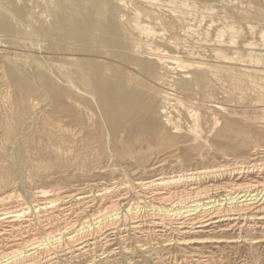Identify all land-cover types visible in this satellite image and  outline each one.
<instances>
[{
    "label": "rangeland",
    "instance_id": "374dc122",
    "mask_svg": "<svg viewBox=\"0 0 264 264\" xmlns=\"http://www.w3.org/2000/svg\"><path fill=\"white\" fill-rule=\"evenodd\" d=\"M31 1L0 0V197L13 195L0 202V209L13 210L30 206L35 200L42 201L45 204L41 206L48 208L40 212H34L38 207L31 208L32 214L57 219L63 212L61 207L83 209L87 199H79L81 195L96 197L95 206L99 207L97 194L103 193L104 188H111L107 196L112 199L127 190L136 198L138 189L134 188L131 173L140 165L159 162L163 165L157 172L171 175L181 169L225 164L228 158L241 159L264 149V100L256 87L260 79L245 71L257 67L241 60L250 56L246 44L258 41V34L251 33L249 27L264 31V0H176L184 3V11L174 14L169 0H157V3L126 0V10L115 7L111 0L113 6L94 18L73 13L71 2L59 7L57 0H51L50 5L41 4L35 10ZM95 1L99 0H82V3L89 10ZM147 13L153 18L156 15L157 22L150 17L144 20ZM120 16L125 18L122 22ZM94 22L100 26L91 29L89 25ZM226 24L242 28L233 43L235 46L227 42L229 35L224 37L227 45L202 43L215 38L216 28ZM186 31H190L188 37ZM205 35L208 36L204 38ZM215 51L224 58L216 56ZM159 55L169 66L160 64ZM196 65L202 67L210 80L208 86L192 84L197 76ZM121 87L130 97L136 96L140 107L129 103L126 105L129 112L125 114L117 109ZM77 90L87 95L84 97ZM151 96L156 107L153 118L143 111ZM105 103L110 107L104 106ZM162 106H166L172 124H165L158 113ZM226 124L231 128L223 134ZM164 128L171 137L165 140L155 137ZM96 181L101 183L88 185ZM38 189L48 190L50 196L35 197L33 192ZM216 196L221 195L215 193L213 199ZM58 199L62 200L57 201L58 205L49 207V200ZM119 209L125 213L123 207ZM3 225L0 224V229ZM41 225L37 221V227L44 232ZM123 234L126 236L117 238L103 256L85 255L77 258L75 264H109L107 260L112 258L117 259L111 264H195L187 256L193 245L165 246L164 242L158 244L131 231ZM243 243L230 247L218 244L222 248L214 249L213 263L264 264V242ZM114 247L119 252L108 255L106 251ZM125 248H130L131 253Z\"/></svg>",
    "mask_w": 264,
    "mask_h": 264
},
{
    "label": "bare ground",
    "instance_id": "6f19581e",
    "mask_svg": "<svg viewBox=\"0 0 264 264\" xmlns=\"http://www.w3.org/2000/svg\"><path fill=\"white\" fill-rule=\"evenodd\" d=\"M50 1L51 0H43L42 2H40V0H33V1H31L33 3L32 8L33 9L38 8V6H40L41 4L47 5L50 3ZM92 1H94V0H92ZM113 1H114L115 7L119 8V9H125L126 10L128 7L126 4V0L125 1L124 0H113ZM150 1H152V0H150ZM153 1L155 2V0H153ZM169 1H170V3H172L170 5V3L168 2V4L170 5V10L174 11L173 14L175 12L177 13L178 11L179 12L184 11V10L182 11V9H184V3H179L176 0H169ZM68 2H71L70 5L73 6V9H72L73 13H77V15H79L81 17L84 16V18H85V16L90 17V18H92V17L94 18L97 14H100L105 9L111 8L113 6L111 0L110 1L109 0H104V1L99 0V1L92 2L93 3L92 4L93 10L90 7L88 10V7L84 6V4L82 3V0H57V4H59V7L60 6L64 7ZM195 2H197V1H195ZM156 3H157V0H156ZM8 7H9V5H8ZM137 9H138V7H137ZM7 10H9V9H7ZM35 10H37V9H35ZM166 10H169V9H166ZM50 11H52V10H50ZM171 11H169V12H171ZM145 12H146V9H145ZM153 12H154V10H153ZM210 12H211V10H210ZM143 13H144V11H143ZM53 14H54V12H53ZM139 14H140V12H139ZM153 14H155V13H153ZM133 15H135V14H133ZM147 15H148V13H147ZM190 15H189V17H190ZM154 16H155L154 18L150 17L149 15L145 16L144 20H145V18L147 19V17L153 18L155 20L156 15H154ZM123 17L122 16L119 17L121 22L125 19V18L123 19ZM141 17H143V15ZM204 17L205 16H203V19H204ZM138 18H139V16H138ZM18 19H20V18H18ZM120 20H118V21H120ZM129 20H131V19H129ZM154 20H153V22H154ZM125 22H126V20H125ZM155 22H157V20H155ZM194 22L195 21H193V23ZM127 23L129 24V22H127ZM217 23H219V22H217ZM131 24H133V23H131ZM210 24L211 23H209V25ZM212 24H213V22H212ZM212 24H211V26H212ZM55 25H57V24H55ZM98 25L99 24L94 22L93 24H90L89 26H91V29H92ZM247 25H249V24H247ZM124 26L122 25V27H124ZM156 26H158V24ZM120 28L121 27H119V29ZM148 28H150V27H148ZM84 29H79V30H84ZM190 29H194V28H190ZM196 29H198V28H196ZM208 29L210 30L211 27L210 28L207 27V30ZM249 29H250L251 33H257L258 34V41L256 43L255 42H248L246 44L247 50H248V52H250V56L248 57V59H241V60L248 62L249 65L253 64L257 67V68H250L251 70L246 69L245 71L251 76L254 75L255 76L254 79H256V78L260 79L259 82H256L257 83L256 87H258L260 89L259 96L264 100V31H256V28H254V27H249ZM134 30H135V28H134ZM207 30H205L206 34L208 33ZM240 30L238 28H236L233 24H226L224 26L217 27L216 28L217 33H216L215 38H212L209 40L203 39L204 41L202 43H205L208 45H214V46L215 45L216 46L217 45H223L225 43L224 37L226 35H229L230 40L227 42L233 44L235 42V39H237L236 37L240 36V33H241ZM145 31H146V29H145ZM145 31L143 30V32H145ZM189 32L190 31H186V36L188 35ZM184 34H185V32H184ZM197 34H198V32H197ZM210 34L208 33V35H210ZM129 35H131V34H129ZM208 35H205L204 38H206V36H208ZM207 38H209V37H207ZM192 42H193V40H192ZM196 42H197V40H196ZM137 43H138V41H137ZM142 44H143V42H142ZM189 44H190V42H189ZM234 44L232 46H235ZM236 44H237V41H236ZM225 45H227V44L225 43ZM79 48H80V46H79ZM142 48H143V46H142ZM79 50H81V49H79ZM216 51H215V53H216ZM236 51H238V50H236ZM129 53H131V52H129ZM187 53H189V55L194 54L193 52H187ZM216 56H218L219 58L220 57L224 58V55L219 54V52L216 53ZM195 57H198V56L195 55ZM163 58H164L163 56L159 55L158 59L160 61V64L162 63V66H166V67L169 66V64L166 63L167 61H164ZM171 62H175V61L172 60ZM176 63H178V62H176ZM184 66L186 67V65L183 64V67ZM107 68H109V67H107ZM136 68H138V67H136ZM188 68H189V66H188ZM195 68L197 70V76L192 81V84H195V85L197 84L200 87L208 86L210 84V80H208L207 77L204 75L202 67L200 65H196ZM107 71H108V69H107ZM217 72H219V71H217ZM74 73H76V72L74 71ZM215 74H213L214 78H215ZM161 78H163V76ZM245 80H246V78H245ZM85 81H86V79H85ZM77 82H79V81H77ZM241 82H242V80H241ZM225 83H226V81H225ZM253 85H254V83H253ZM214 87H215V85H214ZM72 88H74L75 90L78 89L76 87H72ZM223 88L225 89L224 86H223ZM93 89L95 90L94 87H93ZM108 89H109V87H108ZM118 90L120 93L119 98H120L121 102L118 103L119 108H117V107L116 108L120 109L123 114L129 112L128 107H126V105L129 103H130V106L132 104L135 107H140L139 101L135 100L136 96L130 97L128 91L124 87H121L120 89L118 88ZM227 90L230 91V89H227ZM77 92L82 94L84 97L87 95V93L85 91H81V90L78 91L77 90ZM88 93H90V92H88ZM91 95L94 96V94L92 92H91ZM89 96L90 95H88V97ZM212 98H213V96H212ZM233 100H234V98H233ZM258 100H260V99H258ZM153 101H154V99H152V96H151V99L148 98V101L146 102L145 106L143 107L144 108L143 111L146 113V115L149 118H153V116L156 115L155 114L156 107L154 106ZM263 103H264V101H263ZM108 104L105 103L104 106L110 107V105H108ZM35 108H37V107H35ZM158 113L164 119L165 124L171 123V119L168 116V111H167L166 106L160 107L158 109ZM154 126H156V123L154 124ZM134 127L136 129L139 128L138 123H134ZM229 128H231L230 124H226L225 129L222 131L223 134H226L229 131ZM77 135H79V134H77ZM107 135H109V134H107ZM247 136H249V135H247ZM109 137L107 140H109ZM152 137H154V136L152 135ZM155 137L165 140L166 138H170L171 135L168 133V130L165 129L160 134L157 131V134H155ZM251 139H252V137H251ZM244 140H246V139H244ZM81 142H83V141H81ZM259 145H261V144H259ZM255 146H256V144H255ZM263 150L264 149H261L260 153H257L254 155H250L247 157H240L241 159H239V158L235 159L232 157L228 158L227 161L225 162V164H219V165L212 164V165H207V166L205 165V166H201V167H198L195 169H188V170H182L181 169V171L179 173H176V174L173 173L171 175H167L166 174L167 172L166 173H164V172L158 173L157 172L162 168V165H163L162 163H159V162L140 165L139 167L133 169V171L131 173L134 188L138 189V192L136 194V198L132 197L134 195V193L131 196L129 190H127V191H124V193H120L118 195V197H116L115 199H112V197L107 196L112 191L111 188H109V187L104 188L103 193H99V194L96 193L97 196H100L99 199H97V201H100L99 207L96 208V206H95L96 197L90 198V197H88V195L87 196L81 195L78 197L79 199H83V200L87 199V200H85V203H86L85 207L79 211H76L73 208L61 207V210L63 212L60 213V216H58L57 219H54L51 216L44 217V215L32 214L31 208L38 207V208L34 209L35 210L34 212H38L40 209H47L48 208L47 206H41L42 204H45V202H42V201L36 203V200H35V202L31 204V202H30L31 200H30L29 201V203L31 204L30 206L16 208L13 210H10V208L0 209V224L3 225V223H4V225L0 229V264H75V261L77 258L79 259L80 257H83L85 255L86 256L90 255L91 257H93L94 255H96V257L101 256L104 253V251L107 250V248H110L111 246H113L116 243L117 238L123 239L122 236H126V234L122 235L123 231H131L132 234H136L137 237H143L144 236L145 239L153 240L158 244L164 242L165 246H170L174 243H177V245L178 244L179 245H188V246L193 245V247L190 248L191 250L188 251L187 256L192 258V260L195 262V264H214L213 263V255L215 254L214 249L221 247L218 244L225 243V244L229 245V247H230L234 243L244 242V243H250L251 244V242L252 243L264 242V151ZM258 158H260V159L258 160ZM203 159H205V158H203ZM164 161H166V160H164ZM186 161H188V163H190L189 159H187ZM215 161H217V160H215ZM102 172H104V171H102ZM156 172H157V174L155 175ZM89 173H91V172H89ZM168 174H170V173H168ZM103 177H105V175ZM225 178H226V180H224ZM216 179L219 180L218 183H216ZM221 180H224V181H221ZM100 183H101V181L100 182L96 181V182H92V183L89 182L88 185L90 184L92 186H98ZM127 187H128V185H127ZM124 189H125V186H124ZM33 193H34L35 197H48V196H50V194H48L49 191L46 189H38V190L34 191ZM215 193L216 194L218 193L221 196H216V198L213 199ZM112 195H114V194H112ZM12 196L13 195L10 193L5 194V195L0 197V202H4L7 199L12 198ZM57 201H62V200H60V199L49 200V203L51 204L49 207L58 205L59 202H57ZM106 201H108V202H106ZM120 207H123V210L125 211V213H123V211H122V213L120 212L121 211L119 209ZM82 217H85V220H83L81 222ZM37 221L41 222V224H42L41 227L44 230V232H41L40 231L41 229L39 227H37ZM216 233H219V235L216 236ZM252 233H257V234H260L261 236H253ZM139 241L140 240H138V242ZM138 246H139V248H143V244H138ZM125 247H126V245H125ZM121 248H123V247H121ZM113 249L114 250L106 251V253H108V255H109V254H117L119 252L117 247H114ZM125 249H126V251H128V253H131L130 248H125ZM143 249H146V248H143ZM135 250H136V248H135ZM100 251H102V252L98 253ZM116 259L117 258L108 259L107 262L109 264H111ZM92 261L95 262V261H97V259H93ZM138 261H140V260H136V262H138ZM186 261H188V258Z\"/></svg>",
    "mask_w": 264,
    "mask_h": 264
}]
</instances>
